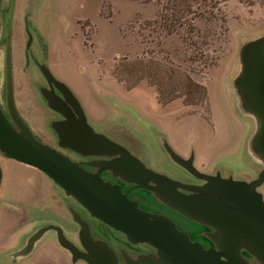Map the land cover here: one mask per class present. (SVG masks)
<instances>
[{
    "label": "rangeland",
    "instance_id": "374dc122",
    "mask_svg": "<svg viewBox=\"0 0 264 264\" xmlns=\"http://www.w3.org/2000/svg\"><path fill=\"white\" fill-rule=\"evenodd\" d=\"M164 11L165 0H1L0 107L5 111V29L15 109L26 92L24 80L35 79L23 59L27 14L32 49L45 45L49 71L74 94L93 131L174 180L189 176L168 159L162 138L181 157L192 153L200 172L254 179L258 167L246 149L252 122L239 111L231 81L240 44L264 34V0L198 3L194 14L185 16L189 26L174 33L160 25ZM50 146L65 154L55 143ZM0 169V264H12L9 253L48 223L78 246L77 226L65 204L91 225L95 236L109 244L120 238L37 170L1 156ZM257 191L264 201V183ZM15 264L71 263L54 234L47 233Z\"/></svg>",
    "mask_w": 264,
    "mask_h": 264
},
{
    "label": "water",
    "instance_id": "95a60500",
    "mask_svg": "<svg viewBox=\"0 0 264 264\" xmlns=\"http://www.w3.org/2000/svg\"><path fill=\"white\" fill-rule=\"evenodd\" d=\"M26 18L27 14L23 18L25 54L31 41ZM40 49L43 60L36 67L49 89L38 90L45 107L61 117L51 121L48 128L58 149L87 161H72L38 141L18 115L13 102L8 28L4 36L5 111L0 107V156L37 170L90 219L120 233L128 245L149 250L135 252L116 242L109 244L95 236L91 225L65 204L78 228V246L59 226L44 224L9 253L12 264L28 257L47 233L54 234L57 246L68 254L71 264H264V201L257 191L264 183V34L240 44L231 81L239 111L252 122L246 149L258 167L256 177L243 181L222 177L218 172H200L193 165L192 153L183 158L165 139L160 140L168 159L201 182L199 185L182 183L146 168L125 147L93 131L74 94L50 73L45 45ZM102 173L118 183L104 181ZM122 186L128 188L125 193ZM131 191H141L153 204L200 230L189 234L166 216L140 208L127 197ZM197 238L205 240L206 245Z\"/></svg>",
    "mask_w": 264,
    "mask_h": 264
},
{
    "label": "flooded vegetation",
    "instance_id": "af4514ba",
    "mask_svg": "<svg viewBox=\"0 0 264 264\" xmlns=\"http://www.w3.org/2000/svg\"><path fill=\"white\" fill-rule=\"evenodd\" d=\"M31 42H32V37H31V41H30V45H29V50L26 52V54L23 52V59H24V66L26 67V69H32L33 71H35V77H34L35 79H30L29 78V79H25L24 80L23 83H24V88H25L26 92H25V95L22 96V98H21V100L19 102L20 104L18 105V110L16 109V111H17L18 115L20 116V118L22 119V121L26 124V126L32 132L33 136L38 141L50 146L51 144H54V143L56 144V139L54 138V136L52 135V132L48 128V124L51 121L60 120L61 117L58 114L48 110L45 107L44 102H43V100H42V98L40 96L38 88H40V87L42 88L43 87L45 89H49V86L46 83L45 79L42 77V75L38 72V69L36 67V63L37 62H41L43 60L42 52H41V49H40V47H42V45L40 47L37 46L38 48H36V49H32ZM45 61H46V65H47V50H46V60ZM47 67H48V65H47ZM52 76L54 77L53 74H52ZM54 78H56V77H54ZM3 86H4V80H3ZM12 90H13V82H12ZM55 93H56V91H55ZM44 116H45V118L43 119ZM50 135H51V137H50ZM62 151L72 161L82 162V163L87 161V160L78 158L76 155H74L72 153L66 152L64 150H62ZM83 168L85 170H90L86 166H83ZM100 177L104 181H108L110 184L118 183L117 181L111 179L108 175H106L104 173H102L100 175ZM185 178L186 179H184V180H182V179L181 180L177 179V180L182 182V183H187V184H193V185L201 184V182L196 181V180H194L191 177H185ZM55 187H57V186H55ZM127 189L128 188H125L123 186L121 187V190H122L123 193H125L127 191ZM127 197L129 199H131V200L136 201L140 208L146 209V210H149V211L161 214V215H164L167 218L171 219L175 223V225L180 230H182L184 232L192 234V233H195V232L200 230V228H197V227H194V226L190 225L186 221L182 220L180 217L172 214L167 209L153 204L151 199L149 197H147L141 191H131L127 195ZM56 214L57 213H55V219L57 218ZM92 220L95 221V222H98V221H96L94 219H92ZM99 224H101V223H99ZM101 225H103V224H101ZM104 227H106V226H104ZM106 228H108V227H106ZM108 229H110V228H108ZM114 233L116 235L120 236V238H118V239L114 238L113 241L118 243V244H120V245L125 246L126 248H128L127 245H125V243H124L125 240H124L123 236L120 233H118V232H114ZM196 240H198L200 243H202L201 239L197 238ZM128 249H130V250L132 249V250H136V251H142V250H147L148 251L149 250L148 248L143 247L141 245L131 246Z\"/></svg>",
    "mask_w": 264,
    "mask_h": 264
},
{
    "label": "trees",
    "instance_id": "16d2710c",
    "mask_svg": "<svg viewBox=\"0 0 264 264\" xmlns=\"http://www.w3.org/2000/svg\"><path fill=\"white\" fill-rule=\"evenodd\" d=\"M207 0H165V9L160 16V25L168 33H174L178 28L183 26H189L187 24V18L192 12V7L198 3H204ZM210 1V0H209ZM262 3V0H258ZM189 28V27H187Z\"/></svg>",
    "mask_w": 264,
    "mask_h": 264
}]
</instances>
